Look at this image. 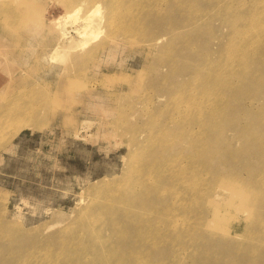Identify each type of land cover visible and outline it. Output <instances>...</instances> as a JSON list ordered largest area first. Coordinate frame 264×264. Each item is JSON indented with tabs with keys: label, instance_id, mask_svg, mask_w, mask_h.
Instances as JSON below:
<instances>
[{
	"label": "rangeland",
	"instance_id": "obj_1",
	"mask_svg": "<svg viewBox=\"0 0 264 264\" xmlns=\"http://www.w3.org/2000/svg\"><path fill=\"white\" fill-rule=\"evenodd\" d=\"M81 1L0 0V264H264V0Z\"/></svg>",
	"mask_w": 264,
	"mask_h": 264
},
{
	"label": "bare ground",
	"instance_id": "obj_2",
	"mask_svg": "<svg viewBox=\"0 0 264 264\" xmlns=\"http://www.w3.org/2000/svg\"><path fill=\"white\" fill-rule=\"evenodd\" d=\"M84 1L85 2H87L86 0H83V1H81L82 3L81 4H83L84 3ZM94 1H96V0H93L92 2H91V4L94 2ZM118 0H114V3L115 2H117ZM122 1V2H121ZM119 0V2H120V5H123V0ZM165 0H154V6H155V8H157V10H158V5L160 4V3H163ZM241 2H242V0H240ZM244 1V0H243ZM63 2H65V1H63ZM62 2V3H63ZM98 2V1H97ZM112 2H113V0H112ZM119 2H118V4H119ZM138 2L139 1H137V0H130V4H128L125 8L123 7V8H121V6H119L118 7V9L120 8V12L117 10V7L115 8V10H114V8L112 7V4L110 5L111 6V8H112V10L114 11V12H111L112 13V16H111V20L110 21H108L109 22V28H111V31H113V33H115L116 34V32H117V30L119 29L120 31H122V32H124V33H130V32H136V27L135 26H129V23H127L126 22V20H127V18H129V17H133V14H134V11H133V9L135 8V6H137V4H138ZM234 2V1H233ZM96 3V2H95ZM122 3V4H121ZM238 3H239V1H238ZM69 3H67V5H68ZM117 4V3H116ZM117 4V5H118ZM230 4V3H229ZM228 4V5H229ZM66 5V6H67ZM70 5H71V3H70ZM85 5V4H84ZM116 5V6H117ZM231 5V4H230ZM242 5V4H241ZM244 5V4H243ZM242 5V6H243ZM95 6V5H94ZM124 6V5H123ZM235 6V5H234ZM81 7V6H80ZM80 7H79V9L78 10H80ZM100 5L98 4V6H96L95 7V9L94 10H92L91 11V14H90V16H88V20H89V22L90 23H88L86 26H84V28H82L81 30H79V31H77L78 32V34H79V36H81L83 39L82 40H84V39H87L89 36H90V38H91V35L93 36V34L91 33V32H89V31H91V29L89 30L88 28H91L92 27V25H93V23L95 22L94 20H92V18H94V16L92 17V14L93 13H97V12H99L100 11ZM115 7V6H114ZM164 7V6H163ZM83 10V9H82ZM111 10V9H110ZM111 10V11H112ZM116 10L118 11V13L116 12ZM1 11V10H0ZM76 11H77V9H76ZM76 11H74V12H76ZM82 12V11H81ZM161 12V11H160ZM67 13H69V9H68V12ZM198 13V12H197ZM201 13V12H200ZM233 13H235L234 11H233ZM8 14V13H7ZM74 14V13H73ZM77 14H79V16H80V12L78 13L77 12ZM75 16H76V14H74ZM96 15H100V13H97ZM196 15V14H195ZM78 16V15H77ZM97 16V17H98ZM66 17V16H65ZM92 17V18H91ZM85 18V20H87ZM74 19V18H73ZM72 19V20H73ZM78 19H81V17H79ZM77 19V20H78ZM91 19V20H90ZM95 19V18H94ZM118 19V20H117ZM84 20V21H85ZM88 20H87V22H88ZM234 20V19H233ZM251 20H252V18H251ZM65 21V20H64ZM63 21V22H64ZM80 21V20H79ZM93 21V23H91ZM118 21V22H117ZM62 22V23H63ZM81 22V21H80ZM250 22V21H249ZM67 23V22H66ZM75 23V22H74ZM84 23H86V22H84ZM131 23V22H130ZM258 23V22H257ZM95 24V23H94ZM141 22H140V24H139V26H141ZM233 24H234V21H233ZM60 25H61V23H60ZM71 25H72V23H71ZM70 26V25H69ZM67 27V25H66V28L65 29H63V36L64 37H66L67 35H68V33H70V30H71V27ZM115 26H117L118 28L116 29V32H114V28H115ZM248 26H250V25H248ZM247 26V27H248ZM64 27V26H63ZM142 27V26H141ZM246 27V28H247ZM255 27H256V25H255ZM113 29V30H112ZM141 29V28H140ZM93 30V29H92ZM251 31V30H250ZM241 32V31H240ZM245 32V31H244ZM252 32H254V30H252ZM260 32V31H259ZM94 33V32H93ZM95 33H96V30H95ZM99 33V32H98ZM169 34V33H168ZM168 34H166V35H163L164 36V38H166L167 36H169ZM94 36H97V35H94ZM163 36L161 37V39L163 38ZM239 36V35H238ZM240 36H241V33H240ZM245 37V36H244ZM89 38V39H90ZM67 39V38H66ZM68 39H69V37H68ZM160 39V40H161ZM70 40V39H69ZM159 40V39H158ZM157 40V41H158ZM160 40L158 41V42H160ZM66 41V40H65ZM88 40H86L85 42H86V44L88 43L87 42ZM83 42V41H82ZM84 42V43H85ZM157 42V43H158ZM81 44V43H80ZM82 45V44H81ZM84 45V44H83ZM67 48V47H66ZM69 48V47H68ZM59 49V48H58ZM62 49V48H61ZM242 51V50H241ZM242 53H243V51H242ZM235 54V53H234ZM239 54V53H238ZM247 54H248V52H247ZM60 56L61 58H65V55H66V51H65V49H64V51L62 50V51H58V50H56V52H55V55L54 56ZM244 56H246V54H243ZM242 55V56H243ZM59 57V58H60ZM234 58H235V55H234ZM230 60V59H229ZM61 61H63V60H61L60 59V62ZM234 62V61H233ZM63 63V62H62ZM206 63V62H205ZM2 68V67H1ZM208 73V72H207ZM217 75V74H216ZM196 76V75H195ZM195 76H193V77H195ZM196 77H198V76H196ZM224 77V76H223ZM200 79V78H199ZM194 80V79H193ZM196 80V79H195ZM194 80V81H195ZM193 82V81H192ZM197 82V81H196ZM193 83H195V82H193ZM205 83H206V81H205ZM204 95L202 94V98H196V97H194V96H190V95H188V97L187 98H185V102L183 101V103H185V109H187L188 108V110H189V113H187V114H194V112H195V110H196V108H198V107H201V104L204 102V100L207 98V97H209L211 94H213V91L211 92V91H208V83H206L205 84V88H204ZM195 92V91H194ZM184 105V104H183ZM190 107V108H189ZM7 110V109H6ZM5 110V111H6ZM200 110V109H199ZM208 111V110H207ZM217 113V109L216 108H213L212 109V111H211V113H210V115L211 116H213V115H215ZM9 114V113H8ZM188 116V115H187ZM186 116V117H187ZM43 128V127H42ZM131 171H132V169H131ZM185 222H186V220H185Z\"/></svg>",
	"mask_w": 264,
	"mask_h": 264
}]
</instances>
